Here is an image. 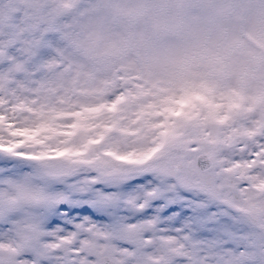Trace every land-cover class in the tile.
<instances>
[{
  "label": "snow or ice",
  "instance_id": "snow-or-ice-1",
  "mask_svg": "<svg viewBox=\"0 0 264 264\" xmlns=\"http://www.w3.org/2000/svg\"><path fill=\"white\" fill-rule=\"evenodd\" d=\"M64 2L0 0V264H264L239 211L264 201V120L95 78L75 16L41 14Z\"/></svg>",
  "mask_w": 264,
  "mask_h": 264
},
{
  "label": "rangeland",
  "instance_id": "rangeland-1",
  "mask_svg": "<svg viewBox=\"0 0 264 264\" xmlns=\"http://www.w3.org/2000/svg\"><path fill=\"white\" fill-rule=\"evenodd\" d=\"M41 14L75 16L97 79L134 73L197 125L264 120V0H65ZM239 211L241 227L264 235V201Z\"/></svg>",
  "mask_w": 264,
  "mask_h": 264
}]
</instances>
